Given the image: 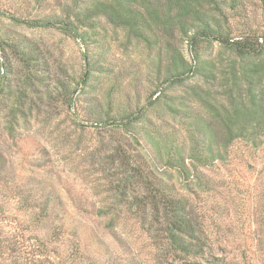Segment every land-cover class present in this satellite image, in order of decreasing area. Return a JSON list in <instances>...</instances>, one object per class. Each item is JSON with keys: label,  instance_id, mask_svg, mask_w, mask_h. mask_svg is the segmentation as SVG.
Returning a JSON list of instances; mask_svg holds the SVG:
<instances>
[{"label": "trees", "instance_id": "obj_1", "mask_svg": "<svg viewBox=\"0 0 264 264\" xmlns=\"http://www.w3.org/2000/svg\"><path fill=\"white\" fill-rule=\"evenodd\" d=\"M48 2L32 0L40 11ZM54 10L27 23L55 28L87 46L89 38H100L103 22L122 35L124 48H142L155 58L157 90L143 105L122 104L111 89L82 109L79 126L108 136L92 162L102 167L110 194L95 217L108 232L127 220L138 222L148 236L156 232L161 264H238L222 253L223 241L211 239L188 195L207 184V171L225 163L235 144L264 145V33L233 34L231 22L241 16L238 0H63ZM184 44L193 65L183 55ZM16 60L25 72L17 84ZM40 60L14 31L0 30V112L10 142L24 122V109L34 106L26 93L45 81ZM90 72L81 79L83 90ZM60 87V106L77 108L76 88ZM43 95L49 99L52 93ZM168 123L178 128L170 130ZM55 201L58 195L36 207L20 201V208L1 217L16 223L12 229L0 226L1 260L13 254L16 264H83L68 256L64 222L51 227ZM257 226L251 245L243 244L264 264V216Z\"/></svg>", "mask_w": 264, "mask_h": 264}, {"label": "rangeland", "instance_id": "obj_2", "mask_svg": "<svg viewBox=\"0 0 264 264\" xmlns=\"http://www.w3.org/2000/svg\"><path fill=\"white\" fill-rule=\"evenodd\" d=\"M238 1L241 16L231 22L233 34L247 29L264 33V0ZM61 2L49 0L46 10L40 11L32 0H0L1 32L14 31L16 40L22 39L41 58L39 68L45 78L41 85H34L32 93H26L34 106L24 109V122L16 125L13 142L6 139L0 112V166L4 164L0 170V220L20 208V201L36 207L47 196L58 195L60 202L51 205L54 217L50 226L64 222L70 258L83 264H161V251L154 244L160 242L153 235L156 232L148 236L135 220H127L108 232L105 221L95 217V211L110 194L102 167L92 162L108 136L79 126L84 119L82 109L93 107L90 100L102 99L111 89L115 96L120 93L122 104L130 101L133 107L143 105L157 90L154 55L142 48H124L122 35L103 22L102 35L89 38L87 46L55 28L27 23L50 15ZM183 55L193 65L187 44ZM94 68L107 73L90 72ZM88 72L90 78L83 90L81 79ZM24 74L16 60V84ZM61 84L76 88L73 100L77 108L60 106L56 93ZM45 90H50L51 98H45ZM177 128L170 123L168 129ZM207 177V184L195 188L188 198L209 226L211 239L223 241L222 253L238 264H262L258 252L253 247L248 251L243 243L251 245L258 219L264 216V145L252 149L235 144L226 162L216 163L207 171ZM10 225L14 228L15 221H0L5 229H12ZM26 235L33 239L31 233ZM241 257L248 261L243 262ZM0 264H16L13 254L0 259Z\"/></svg>", "mask_w": 264, "mask_h": 264}]
</instances>
